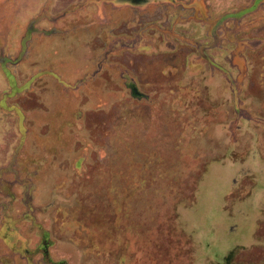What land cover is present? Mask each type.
Instances as JSON below:
<instances>
[{
    "label": "rangeland",
    "instance_id": "374dc122",
    "mask_svg": "<svg viewBox=\"0 0 264 264\" xmlns=\"http://www.w3.org/2000/svg\"><path fill=\"white\" fill-rule=\"evenodd\" d=\"M0 264H264V0H0Z\"/></svg>",
    "mask_w": 264,
    "mask_h": 264
}]
</instances>
